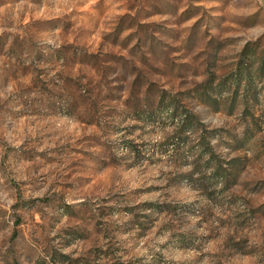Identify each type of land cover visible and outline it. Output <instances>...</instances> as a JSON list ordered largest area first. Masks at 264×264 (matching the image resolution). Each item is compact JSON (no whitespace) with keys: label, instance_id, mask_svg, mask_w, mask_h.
<instances>
[{"label":"rangeland","instance_id":"374dc122","mask_svg":"<svg viewBox=\"0 0 264 264\" xmlns=\"http://www.w3.org/2000/svg\"><path fill=\"white\" fill-rule=\"evenodd\" d=\"M0 264H264V0H0Z\"/></svg>","mask_w":264,"mask_h":264}]
</instances>
